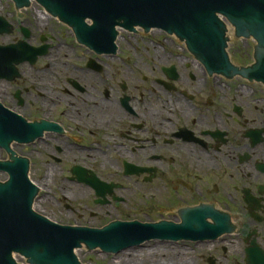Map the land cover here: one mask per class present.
Listing matches in <instances>:
<instances>
[{"label": "flooded vegetation", "instance_id": "flooded-vegetation-1", "mask_svg": "<svg viewBox=\"0 0 264 264\" xmlns=\"http://www.w3.org/2000/svg\"><path fill=\"white\" fill-rule=\"evenodd\" d=\"M0 1V47L11 48L0 104L27 124L12 150L30 162L39 213L157 230L118 253L94 249L102 264H264L263 83L210 72L172 37L130 62L80 44L34 0ZM240 42L233 62L253 64L255 42Z\"/></svg>", "mask_w": 264, "mask_h": 264}, {"label": "water", "instance_id": "water-1", "mask_svg": "<svg viewBox=\"0 0 264 264\" xmlns=\"http://www.w3.org/2000/svg\"><path fill=\"white\" fill-rule=\"evenodd\" d=\"M60 21L76 32L80 42L103 52L116 49L118 30L145 33L160 29L185 41L189 49L207 58L210 71H224L264 83V0H36ZM17 7L27 0H14ZM222 17V18H221ZM86 18L94 20L92 27ZM235 28L237 38L253 37L259 44L256 63L250 68H238L229 61L228 38L224 19ZM11 48L0 47V58H8ZM21 50H15V57ZM24 119L0 106V148L8 152L13 139H24L27 133ZM28 161L12 158L0 161V172L9 178L0 182V264H80L74 250L82 243L91 250L100 246L109 252H119L135 237L131 231L79 230L58 225L33 211L37 188L28 176ZM154 227L144 232L154 233ZM21 264V263H19Z\"/></svg>", "mask_w": 264, "mask_h": 264}, {"label": "rangeland", "instance_id": "rangeland-1", "mask_svg": "<svg viewBox=\"0 0 264 264\" xmlns=\"http://www.w3.org/2000/svg\"><path fill=\"white\" fill-rule=\"evenodd\" d=\"M2 4V2L0 1V5ZM233 34V29L230 28L229 30V37H230V43H229V53L232 56L233 53L236 51L237 47H240L243 51H244V45L242 44V42H236L234 35ZM168 38L166 37V35L161 34V33H149L147 34V36H145L143 34V32H141L140 30L138 31V33L136 35L134 34H129V33H122L121 34V38L118 41V47L125 51V55L126 57H128L127 61L133 62L134 61V56L135 55V51H139L142 54H140V56H142L144 58V62L149 60V56L147 53L144 52V50H136V48L138 46L141 47H148V46H152V44H158V43H168L169 41L167 40ZM136 47V48H135ZM152 54V53H150ZM246 60V59H243ZM246 61H251L250 59H247ZM0 159L3 160V152L0 151ZM5 178V175H0V180H3ZM32 180L34 181L33 177H31ZM37 213H39L38 210H40L38 207L35 208ZM65 220V219H64ZM63 220V221H64ZM79 258L81 260L82 263H86L88 264L89 262H91L92 259L97 260L98 264H102L103 262V258L101 256H99L96 252L93 253H89L87 251L86 248H82L81 251H79Z\"/></svg>", "mask_w": 264, "mask_h": 264}, {"label": "bare ground", "instance_id": "bare-ground-1", "mask_svg": "<svg viewBox=\"0 0 264 264\" xmlns=\"http://www.w3.org/2000/svg\"><path fill=\"white\" fill-rule=\"evenodd\" d=\"M76 254H77L78 256H80V255H79V252H77Z\"/></svg>", "mask_w": 264, "mask_h": 264}]
</instances>
